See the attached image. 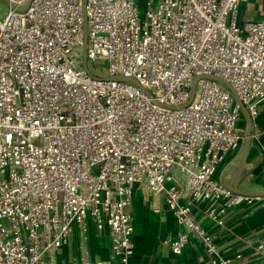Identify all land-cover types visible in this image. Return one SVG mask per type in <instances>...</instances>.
<instances>
[{"label": "built area", "instance_id": "1", "mask_svg": "<svg viewBox=\"0 0 264 264\" xmlns=\"http://www.w3.org/2000/svg\"><path fill=\"white\" fill-rule=\"evenodd\" d=\"M8 2L29 5L0 20V264H59L75 235L71 263L131 264L135 190L182 229L164 249L192 238L209 264H230L227 214L264 198L215 175L244 143L237 101L259 134L264 5L245 19L248 0ZM91 228L109 236L108 262L91 258ZM253 251L264 259V236Z\"/></svg>", "mask_w": 264, "mask_h": 264}, {"label": "crops", "instance_id": "2", "mask_svg": "<svg viewBox=\"0 0 264 264\" xmlns=\"http://www.w3.org/2000/svg\"><path fill=\"white\" fill-rule=\"evenodd\" d=\"M263 5L264 0H248L244 9L249 6L253 19H258L262 15ZM257 127L259 134L252 137L246 167L238 184V189L245 193H264V103L260 107ZM241 151L229 157L215 175L216 180L228 188H231L237 171ZM153 207L159 209L158 214L152 211ZM125 212L130 216L134 229L131 264H209L208 257L195 239L190 238L178 256L161 246L163 239L182 232L161 198H145L135 190ZM198 218L203 227L211 228L202 216ZM226 225L218 243L220 255L232 259L230 264H264V259L253 251L257 240L264 236V200L231 210L226 216ZM76 240L75 235L70 245L61 251L59 264H73L70 258L78 256ZM110 244L106 233H96L91 228L88 245L91 258L108 262ZM236 256L240 258L234 259Z\"/></svg>", "mask_w": 264, "mask_h": 264}, {"label": "water", "instance_id": "3", "mask_svg": "<svg viewBox=\"0 0 264 264\" xmlns=\"http://www.w3.org/2000/svg\"><path fill=\"white\" fill-rule=\"evenodd\" d=\"M5 3L7 4V6L11 9H14L16 11H24L27 9L28 5L27 4L25 7L23 8H17L14 7L12 5L9 4L8 0H4ZM82 63H83V68L87 69V61H86V56H85V51L83 50L82 52ZM116 81H120V80H126L128 82L134 83L136 84V82L132 79H123V78H116L114 79ZM196 80L193 81V86L195 84ZM237 103L239 104L240 110H241V114L242 117L244 118L245 122H246V129H245V137H244V143L242 146V151H241V155H240V160H239V165L237 168V171L234 175L232 184H231V190L233 191L234 194L236 195H241L244 197H251V198H264V193H245L242 192L238 189V184L241 180L242 174L245 170L246 167V160H247V156L249 154V149L251 146V141H252V122H251V118L247 112V110L245 109V107L240 104L238 101Z\"/></svg>", "mask_w": 264, "mask_h": 264}, {"label": "rangeland", "instance_id": "4", "mask_svg": "<svg viewBox=\"0 0 264 264\" xmlns=\"http://www.w3.org/2000/svg\"><path fill=\"white\" fill-rule=\"evenodd\" d=\"M142 1L143 0H137V2L139 3L140 7H142ZM244 5L241 6L242 15L244 16L245 19H253L254 15L251 12H249L250 7L248 6L247 9L245 10L244 9ZM7 11H8L7 4L5 3L4 0H0V20H2L4 18V16L6 15ZM87 67L94 74L102 75L103 72H104L105 65H103V63L96 62L94 64H87ZM239 125L243 129V131L245 132L246 122H245L243 117H241ZM241 150H242V148H241Z\"/></svg>", "mask_w": 264, "mask_h": 264}]
</instances>
